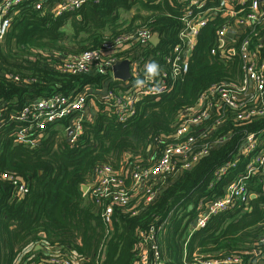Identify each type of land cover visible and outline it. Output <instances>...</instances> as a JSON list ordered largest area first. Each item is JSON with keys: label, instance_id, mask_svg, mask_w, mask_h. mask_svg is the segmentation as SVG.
<instances>
[{"label": "trees", "instance_id": "obj_1", "mask_svg": "<svg viewBox=\"0 0 264 264\" xmlns=\"http://www.w3.org/2000/svg\"><path fill=\"white\" fill-rule=\"evenodd\" d=\"M59 1L50 0L38 9L36 1L24 0L0 40V264H38L48 253L72 258L76 264H136L140 231L161 226L158 242L165 264H192L194 255L214 260L239 257L242 264L260 261L256 245L264 234L262 177L248 182L249 191L257 196L248 209L234 208L212 217L188 240L196 206L204 199L222 198L226 187L244 172L246 160L236 172L214 179L237 141L212 150L183 175L168 177L166 184L157 186L160 191L152 203L144 205L137 193L127 208L116 207L112 228L105 225L100 207L82 194L101 165L114 169L124 161L132 167L155 165L174 138L179 113L195 106L211 86L235 80L238 59L223 62L211 56L218 46L216 33L233 23L220 15L210 20L198 37L188 73L176 75L167 93L143 98L128 122L119 123L104 112L92 114L71 144L65 134L70 120H64L36 132L37 144L28 147L18 143L20 122L12 120L24 108L54 95H80L87 87L98 93L120 85L109 75H69L63 71L66 62L129 32L148 30L160 38L156 47L136 44L126 51L125 46L118 57L136 55L147 64L155 62L160 74L168 70L164 59L180 44L184 28L179 0H88L80 11L56 18L51 8ZM223 1L209 6L221 7ZM134 11L138 13L129 23L123 20L122 13ZM258 31L255 41L264 44V21ZM248 131L264 132V118ZM5 173L28 183L24 198L15 196L11 183L2 178ZM37 246L41 249L35 250Z\"/></svg>", "mask_w": 264, "mask_h": 264}, {"label": "built area", "instance_id": "obj_2", "mask_svg": "<svg viewBox=\"0 0 264 264\" xmlns=\"http://www.w3.org/2000/svg\"><path fill=\"white\" fill-rule=\"evenodd\" d=\"M34 1L39 9L50 0ZM87 1L60 0L53 5L51 13L58 18L66 13L78 12ZM216 1L179 0L184 9V28L179 35L180 44L164 59L168 70L149 78L145 75L147 63L143 58L136 59L135 55L120 59L118 54L125 46H148L157 35L151 36L148 30L129 32L99 50L85 51L76 56L66 62L63 71L75 76L91 73L104 77L109 75L115 82L112 76L113 66L118 61L130 60L131 80L120 84L117 89L105 88L98 91L99 94L87 87L80 95H54L30 104L12 117L21 126L18 143L28 147L37 144L36 132H44L64 120H70L65 134L72 132L69 138L71 144L77 142L83 132L84 122L92 114L104 112L111 114L117 122L126 123L136 116L137 104L143 98L167 93L172 89V81L176 75L188 73L198 37L210 20L220 15L233 23L218 30V46L211 51V56L218 57L223 62L237 58L239 67L235 80L211 86L200 95L195 106L179 113L175 121L174 138L164 149L159 161L148 167H132L124 161L120 169L101 165L94 170L85 197L100 207L101 217L107 228L113 226L116 207L127 208L137 193L142 195L144 205L152 203L160 191L157 186L166 184L168 177L183 175L208 157L212 150L224 148L235 141V149L216 169L214 179L219 181L230 172H236L242 160L247 161L244 172L237 174L236 179L226 187L222 198L212 201L204 199L196 206V216L188 229V240L194 233L203 230L212 217L234 208L248 209L252 197H257L249 191L248 182L256 177L264 178V132H250L248 128L255 121L264 118V60L261 58L264 44L259 40L255 41L259 38L258 27L264 21V0H224L221 7L209 6ZM23 2L24 0H0V40L11 27L15 17L14 10ZM231 51L233 56L229 54ZM137 79L144 81L143 86H137ZM158 144L162 143L159 141ZM2 178L11 183L15 196L19 199L28 194V183L17 175L5 173ZM162 229L163 226L140 231L136 264H165L158 242ZM256 250L261 260L253 264H264V234L257 243ZM47 256L38 264H76L72 258H65L58 253H48ZM192 264H242V260L239 257L214 260L194 255Z\"/></svg>", "mask_w": 264, "mask_h": 264}, {"label": "water", "instance_id": "obj_3", "mask_svg": "<svg viewBox=\"0 0 264 264\" xmlns=\"http://www.w3.org/2000/svg\"><path fill=\"white\" fill-rule=\"evenodd\" d=\"M80 19V18H79ZM230 37H233L232 35H229ZM160 43V38L158 35H155L152 39H151V44L153 46H157ZM230 56H233V52H229ZM130 60H123V61H118L112 69V76H113V80L119 84H124L126 82H128L129 80H131V72H130ZM72 135V132H69L67 134V138H70ZM129 158V156H128ZM88 186H83L82 187V194L85 196L87 191H88ZM256 197L253 196L252 200H254ZM42 238H45V235L41 236ZM41 246H37L35 248V250H40Z\"/></svg>", "mask_w": 264, "mask_h": 264}, {"label": "clouds", "instance_id": "obj_4", "mask_svg": "<svg viewBox=\"0 0 264 264\" xmlns=\"http://www.w3.org/2000/svg\"><path fill=\"white\" fill-rule=\"evenodd\" d=\"M159 74V66L155 62L148 63L145 66V75L149 78L155 77ZM137 86H143L144 81L137 79L136 81Z\"/></svg>", "mask_w": 264, "mask_h": 264}, {"label": "rangeland", "instance_id": "obj_5", "mask_svg": "<svg viewBox=\"0 0 264 264\" xmlns=\"http://www.w3.org/2000/svg\"><path fill=\"white\" fill-rule=\"evenodd\" d=\"M141 12L143 15L148 14L147 12H144L143 10H141ZM137 13H138L137 11L136 12L134 11L133 13H125L124 12V13H122V14H124L123 20L129 23L132 20L133 16L136 15ZM67 31L70 32V27L67 28Z\"/></svg>", "mask_w": 264, "mask_h": 264}, {"label": "crops", "instance_id": "obj_6", "mask_svg": "<svg viewBox=\"0 0 264 264\" xmlns=\"http://www.w3.org/2000/svg\"><path fill=\"white\" fill-rule=\"evenodd\" d=\"M132 13H133V12H132ZM132 48H133V47H132ZM132 48H127L126 51H127V50L129 51V50H131ZM123 50H124V48H123Z\"/></svg>", "mask_w": 264, "mask_h": 264}]
</instances>
